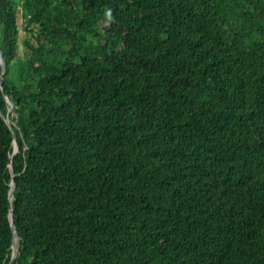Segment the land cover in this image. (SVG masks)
Listing matches in <instances>:
<instances>
[{
    "label": "trees",
    "instance_id": "obj_1",
    "mask_svg": "<svg viewBox=\"0 0 264 264\" xmlns=\"http://www.w3.org/2000/svg\"><path fill=\"white\" fill-rule=\"evenodd\" d=\"M0 47V264L11 208L13 264H264V0H0Z\"/></svg>",
    "mask_w": 264,
    "mask_h": 264
},
{
    "label": "water",
    "instance_id": "obj_2",
    "mask_svg": "<svg viewBox=\"0 0 264 264\" xmlns=\"http://www.w3.org/2000/svg\"><path fill=\"white\" fill-rule=\"evenodd\" d=\"M0 58H1V62H2V73L0 74V88L3 90V94L6 98V100L11 105L7 114L3 115V117L5 118L7 124L10 126L11 130L13 131V135H14V149H13V152L11 155V161H10V168L12 171V180H11V189H10V194H9L10 200H13L15 189L17 186L16 173L14 171V164H13V157H14V155H16L19 152L20 145L18 143L17 136L14 133L13 127L15 125V122L13 123L11 121V110L14 107V104H13L12 100L9 98V96L7 95V93L3 89V77H4V73L6 72V61H5V58L3 56L1 47H0ZM10 221H11V226H12V230H13V241H12V246H11L12 253H11L10 261L8 264H13L14 260L16 259L17 255L19 253L20 245H21V243H20L21 236H20L18 229L16 227L13 208H11V210H10Z\"/></svg>",
    "mask_w": 264,
    "mask_h": 264
},
{
    "label": "rangeland",
    "instance_id": "obj_3",
    "mask_svg": "<svg viewBox=\"0 0 264 264\" xmlns=\"http://www.w3.org/2000/svg\"><path fill=\"white\" fill-rule=\"evenodd\" d=\"M19 26H20L19 50H20V55H23L25 50L24 39L26 38V30H25V21L22 16L21 10L19 12Z\"/></svg>",
    "mask_w": 264,
    "mask_h": 264
}]
</instances>
